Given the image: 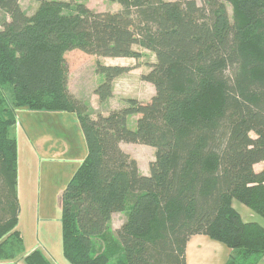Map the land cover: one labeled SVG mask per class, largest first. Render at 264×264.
I'll use <instances>...</instances> for the list:
<instances>
[{
	"label": "trees",
	"instance_id": "trees-1",
	"mask_svg": "<svg viewBox=\"0 0 264 264\" xmlns=\"http://www.w3.org/2000/svg\"><path fill=\"white\" fill-rule=\"evenodd\" d=\"M19 1L0 0L8 16L0 23V263L54 264L40 249L21 256L10 131L25 108L75 111L85 140L86 155L60 196L70 264H187L196 234L228 248L225 264H256L264 225L244 221L233 200L264 220V165L253 169L264 163V0H114L117 11L34 0L30 15ZM135 45L154 56L141 74L154 94L93 117L68 89L66 52L139 58ZM96 65L105 79L94 94L104 103L113 80L133 67ZM122 142L154 148L147 175ZM115 213L125 218L112 236Z\"/></svg>",
	"mask_w": 264,
	"mask_h": 264
},
{
	"label": "rangeland",
	"instance_id": "rangeland-1",
	"mask_svg": "<svg viewBox=\"0 0 264 264\" xmlns=\"http://www.w3.org/2000/svg\"><path fill=\"white\" fill-rule=\"evenodd\" d=\"M76 1L84 3L93 11L120 9L114 0H74ZM19 2L28 15L38 6V2L34 0ZM197 3L200 4V1ZM228 10L231 14L230 7ZM5 19H8V16L0 10V23ZM134 48L141 51L139 58L102 57L77 49L66 52L64 57L68 69V89L81 100L94 105L93 117H96V113L106 115L112 109L125 106L126 98L149 99L150 95L154 94L152 84L141 79V74L148 71L147 63L154 61V56L152 52L138 45ZM96 62L133 67L118 77L115 84L113 83L115 96L106 104L96 100L98 97L94 94V88L105 79L103 74L96 71ZM136 118V115L129 118L127 126L130 129L135 128ZM10 133L17 139L18 148L19 211L16 229L23 240L21 256L34 249H40L54 264H70L62 254L60 196L87 151L77 113L75 111L46 113L19 108L16 111V123ZM122 149L136 160L138 169L147 166L154 159V148L145 144L122 142ZM233 206L237 210L242 211L244 208L257 215L236 199L233 200ZM124 218V213H115L112 216L109 234L115 235V230L120 227ZM208 239L212 243L222 244ZM95 242L104 249L100 240L96 239ZM9 263L26 264L22 257L2 264Z\"/></svg>",
	"mask_w": 264,
	"mask_h": 264
},
{
	"label": "crops",
	"instance_id": "crops-1",
	"mask_svg": "<svg viewBox=\"0 0 264 264\" xmlns=\"http://www.w3.org/2000/svg\"><path fill=\"white\" fill-rule=\"evenodd\" d=\"M117 79H118V77L113 80L114 84H115ZM73 95L76 96L75 94H73ZM112 96H115V88L114 87H113ZM151 96L152 95H150V97ZM76 97H78V96H76ZM95 98H97V97H95ZM138 99L146 102L150 98L149 99L148 98L147 99L138 98ZM96 100H98V99H96ZM108 102H110V99L107 100L106 102H104V104H106ZM90 106H91V108L95 109L94 105L92 103L90 104ZM119 108H121V106L117 107L116 109H119ZM120 146L122 147V143L120 144ZM263 165H264L263 162H258L256 164H254L253 169L258 172L263 168ZM137 166H138V164H137ZM139 171H140V173L147 175L149 173L148 165L140 167ZM241 210L242 211L238 210V212L244 221H257V222L264 225V221L259 215H253V213H251L250 211H247V209H244V208H242ZM249 210H251V209H249ZM254 214H256V213H254ZM208 238L209 237L207 235H204V234H196V235H193L189 238V240L187 242L186 254H185L187 264H214V263L215 264H225L226 263V260L230 254V251L228 250V248L225 247V245H223V244H221L222 245L221 246V245H218L217 243H212V242H210V240ZM0 264H2V263H0ZM9 264H12V263H9ZM256 264H264V255L260 258V260Z\"/></svg>",
	"mask_w": 264,
	"mask_h": 264
}]
</instances>
